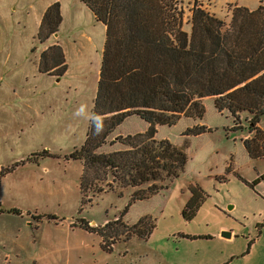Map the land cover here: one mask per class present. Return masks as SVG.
<instances>
[{
    "label": "rangeland",
    "instance_id": "374dc122",
    "mask_svg": "<svg viewBox=\"0 0 264 264\" xmlns=\"http://www.w3.org/2000/svg\"><path fill=\"white\" fill-rule=\"evenodd\" d=\"M50 1L0 0V264H213L224 249L238 255L229 264H264L260 247L244 254L254 227L264 224V157L251 159L243 147L242 140L252 136L246 129L250 116L242 113L239 125L245 129L233 130V119L216 111L214 98L203 100L201 120L156 127L155 138L184 148L187 162L178 178L131 204L122 217L129 226L145 218L143 224L154 226L147 238L113 229L117 241L106 252L99 235L81 228L82 222L99 228L119 218L135 190L80 193L82 163L68 156L86 138L105 28L79 0H56L61 23L41 43L39 26ZM176 1L187 22L194 1ZM259 2L264 4L197 0L226 24L232 7L255 9ZM54 45L67 65L60 77L40 70L41 54ZM196 125L207 130L184 135ZM258 126L264 130V118ZM147 129L131 116L108 141ZM120 149L106 144L100 152ZM222 232H232L233 239L220 238Z\"/></svg>",
    "mask_w": 264,
    "mask_h": 264
},
{
    "label": "trees",
    "instance_id": "16d2710c",
    "mask_svg": "<svg viewBox=\"0 0 264 264\" xmlns=\"http://www.w3.org/2000/svg\"><path fill=\"white\" fill-rule=\"evenodd\" d=\"M79 1L104 26L105 40L86 138L68 157L82 163L83 196L135 190L119 218L99 228L81 223L83 230L99 235L103 251L111 252L119 234L113 229L141 238L151 234L154 226L143 224L145 218L129 226L122 217L131 204L156 195L178 178L186 165L184 148L155 138L157 126L170 127L181 118L201 120L203 100L214 98L216 111H226L233 119V130L245 129L239 125L242 113L250 116L246 129L252 136L242 140L243 147L251 159L264 157V130L258 126L264 118V4L255 10L232 7L226 24L197 0L187 22L176 0ZM60 23V5L55 2L42 17L40 42L56 34ZM187 23L189 31L184 29ZM40 70L58 77L65 74L67 65L59 46L41 54ZM131 116L146 122L148 129L108 141ZM206 130L196 125L184 135L198 136ZM116 143L122 149L100 152L106 144Z\"/></svg>",
    "mask_w": 264,
    "mask_h": 264
},
{
    "label": "crops",
    "instance_id": "0c3cea01",
    "mask_svg": "<svg viewBox=\"0 0 264 264\" xmlns=\"http://www.w3.org/2000/svg\"><path fill=\"white\" fill-rule=\"evenodd\" d=\"M54 1H56V0L50 1L48 6L51 5ZM259 3H263V2H259ZM246 8H248V7H246ZM248 9L249 10H255L257 8H255V9L248 8ZM1 205H2V203L0 201V212H4V209H1ZM254 228H255V232H254L255 238L247 239L246 251L244 254L245 255L251 254L255 248L260 247L263 251V257H264V224H257V226ZM226 233H230V238L228 240L231 241L233 239V233L232 232H226ZM250 234H253V233H250ZM220 238H221V236H220ZM1 243L4 244V241L2 240V242H0V245H1ZM244 254H242V255H244ZM237 256H238L237 253H234L231 250L225 251V249H224L220 253V255L214 259L213 264H229Z\"/></svg>",
    "mask_w": 264,
    "mask_h": 264
},
{
    "label": "water",
    "instance_id": "95a60500",
    "mask_svg": "<svg viewBox=\"0 0 264 264\" xmlns=\"http://www.w3.org/2000/svg\"><path fill=\"white\" fill-rule=\"evenodd\" d=\"M222 238L229 239L230 238V233L222 232L220 235Z\"/></svg>",
    "mask_w": 264,
    "mask_h": 264
}]
</instances>
